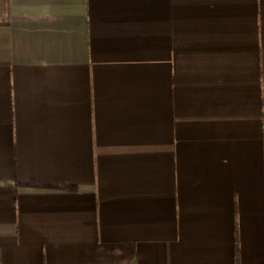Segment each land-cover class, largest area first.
I'll return each instance as SVG.
<instances>
[{
	"label": "crops",
	"instance_id": "0c3cea01",
	"mask_svg": "<svg viewBox=\"0 0 264 264\" xmlns=\"http://www.w3.org/2000/svg\"><path fill=\"white\" fill-rule=\"evenodd\" d=\"M0 264H264V0H0Z\"/></svg>",
	"mask_w": 264,
	"mask_h": 264
}]
</instances>
